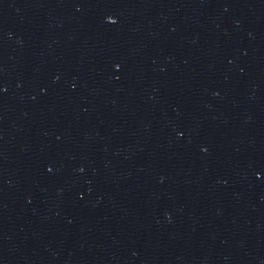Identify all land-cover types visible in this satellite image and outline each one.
<instances>
[{"label":"water","instance_id":"1","mask_svg":"<svg viewBox=\"0 0 264 264\" xmlns=\"http://www.w3.org/2000/svg\"><path fill=\"white\" fill-rule=\"evenodd\" d=\"M0 264H264V0H0Z\"/></svg>","mask_w":264,"mask_h":264}]
</instances>
